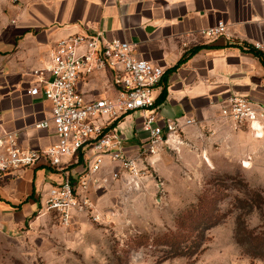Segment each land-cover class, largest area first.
<instances>
[{
	"label": "crops",
	"instance_id": "0c3cea01",
	"mask_svg": "<svg viewBox=\"0 0 264 264\" xmlns=\"http://www.w3.org/2000/svg\"><path fill=\"white\" fill-rule=\"evenodd\" d=\"M218 21L225 23V36L200 34ZM96 32L106 40L129 42L135 57L163 68L166 96L156 104L160 123L168 119L183 124L186 118L200 121L195 126L183 125L182 143L168 150L180 151L184 142H200L193 137L204 126L231 131L233 126L218 117L222 99L230 94L264 103V65L243 50L252 45L264 53V0H0V136L14 133L23 149H43L56 141L51 125L34 126L50 118L51 104L41 94H29L34 81L30 70L48 63L60 38ZM78 86L87 100L116 92L109 70L96 71ZM161 88L160 83L156 98ZM135 113L136 118L127 123ZM141 120L142 112L134 111L115 125L128 156L136 154L145 137ZM244 128L248 127L237 128L235 134L242 137L238 133ZM80 158V162L72 158L64 168L73 179L85 165ZM104 166L112 168L107 159ZM62 178L43 159L8 173L0 178V208H20L27 214L42 206L50 187Z\"/></svg>",
	"mask_w": 264,
	"mask_h": 264
},
{
	"label": "rangeland",
	"instance_id": "374dc122",
	"mask_svg": "<svg viewBox=\"0 0 264 264\" xmlns=\"http://www.w3.org/2000/svg\"><path fill=\"white\" fill-rule=\"evenodd\" d=\"M209 128L195 133L198 143L161 147L149 164L139 161L138 177L102 167L83 193L88 209L69 224L39 204L27 214L0 208V264H250L243 230L264 229V132L244 128L239 137L234 126ZM226 175L235 179H224L223 217L203 232L204 251L162 258L155 235L174 230L177 215Z\"/></svg>",
	"mask_w": 264,
	"mask_h": 264
},
{
	"label": "built area",
	"instance_id": "2783aa9c",
	"mask_svg": "<svg viewBox=\"0 0 264 264\" xmlns=\"http://www.w3.org/2000/svg\"><path fill=\"white\" fill-rule=\"evenodd\" d=\"M225 23L201 29L208 38L225 36ZM132 45L118 39L106 40L101 32L71 34L57 40L48 63L30 70L34 77L28 92L41 94L51 104L50 118L37 122L36 128L52 126L56 141L43 149H23L14 133L0 136V178L8 173L34 166L43 159L63 174L62 180L51 186L42 206L54 212L61 222L69 224L73 216L88 209L84 192L91 177L100 171L107 159L112 175L127 170L138 177V162L149 164L161 147L176 148L182 143L183 125H197L200 121L186 118L158 121L155 92L164 74L162 67L134 56ZM109 70L114 96L87 100L79 89V81L96 71ZM142 112L140 124L145 134L133 156L123 151L122 138L112 123L123 116ZM218 117L235 128L246 126L254 136L264 132V103L254 102L240 94L222 99ZM81 153L85 163L76 179L64 171L66 164ZM68 159V161H67Z\"/></svg>",
	"mask_w": 264,
	"mask_h": 264
},
{
	"label": "trees",
	"instance_id": "16d2710c",
	"mask_svg": "<svg viewBox=\"0 0 264 264\" xmlns=\"http://www.w3.org/2000/svg\"><path fill=\"white\" fill-rule=\"evenodd\" d=\"M243 50L252 53L260 60L261 64L264 65L263 52L252 45H245ZM192 53L193 51L184 54L171 70L183 63ZM161 85L162 88L155 101L157 105L160 104L166 96V83L163 77L161 79ZM120 119L114 121L112 126H115ZM80 156L81 153L77 156L79 158L77 162L81 161ZM71 179L73 178L71 177ZM224 179L233 181L235 177L226 175L223 180L215 181L216 187L205 190L196 202L191 203L177 215L174 230H167L155 235L153 243L164 248V250H162L164 255L162 258L176 256H183L186 258L192 256L196 257L204 251V248H199L203 232L212 225L217 224L223 217V215L218 213V205L223 198L222 188H225ZM243 232L247 239V245L244 250L245 254L249 257L250 264H253L255 260L264 261V229H244ZM144 238H146V236L139 237L142 241ZM145 243L146 242L143 244Z\"/></svg>",
	"mask_w": 264,
	"mask_h": 264
}]
</instances>
